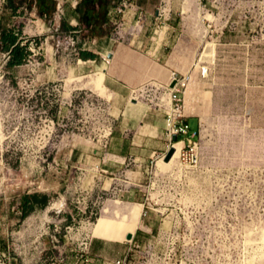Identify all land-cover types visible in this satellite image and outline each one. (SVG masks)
Returning <instances> with one entry per match:
<instances>
[{"label":"rangeland","instance_id":"obj_1","mask_svg":"<svg viewBox=\"0 0 264 264\" xmlns=\"http://www.w3.org/2000/svg\"><path fill=\"white\" fill-rule=\"evenodd\" d=\"M54 1L42 17L36 0L15 15L0 0L30 51L12 68L0 52V264H115L129 233L152 244V264H264V0H111L93 30L83 0ZM121 46L161 74L123 63L128 80L111 75ZM172 74L183 104L202 102L195 162L123 164L119 188L136 196L117 197L104 145L129 106L141 105L134 124L147 106L170 112ZM36 192L50 203L22 220ZM135 199L159 212L122 221ZM149 223L157 241L142 238Z\"/></svg>","mask_w":264,"mask_h":264},{"label":"crops","instance_id":"obj_2","mask_svg":"<svg viewBox=\"0 0 264 264\" xmlns=\"http://www.w3.org/2000/svg\"><path fill=\"white\" fill-rule=\"evenodd\" d=\"M156 10L158 11V9ZM116 56L117 62L111 67L109 73L118 79L128 80L126 74L120 69L123 63L143 69L151 76L161 74L160 70L150 68L147 63L125 46H121L118 49ZM169 83H171V80ZM110 89L114 93H118V87L110 86ZM163 98L164 102L169 103L168 96ZM132 99L135 98L133 97ZM201 105V101L194 107L188 105L187 102L184 104L185 122L189 126V136H193L194 139L198 137L203 126L202 115L204 112H202ZM140 107V104H134L124 110L122 121L116 123L112 129L111 137L104 145L108 157L103 159V171L109 173L105 178V184L114 186L115 195L122 199H132L136 196V192L119 188L125 182L117 174L120 166L127 164L140 168L147 167L148 161L152 158H163L171 144L175 142L173 139L175 136L171 138L169 135L168 109L147 106L145 107L146 111L143 118L137 124L128 121L129 110H137ZM134 201L136 203H133L132 206L122 208V221L134 224L141 221V211L146 201L143 204L139 203L137 199ZM154 225L149 223L142 233V238H151L158 233L159 228Z\"/></svg>","mask_w":264,"mask_h":264},{"label":"trees","instance_id":"obj_3","mask_svg":"<svg viewBox=\"0 0 264 264\" xmlns=\"http://www.w3.org/2000/svg\"><path fill=\"white\" fill-rule=\"evenodd\" d=\"M9 2L8 8L11 10L12 15H15L23 4L31 8L34 0H9ZM36 2H39V11H37L39 16L50 15L53 10L52 6L55 4L54 0H36ZM110 5L111 0H86L81 11V21L84 23L85 28L93 30L99 27L105 20ZM92 6L99 8V11L91 9ZM9 20L10 18L0 21V52L5 54L6 66L12 68L22 64L29 56L30 51L26 45H22L21 43V27H17L16 31L13 28H8L7 22ZM180 140V138L177 139V141ZM50 199L51 195L47 193L36 192L23 195L20 206L21 219H25L36 210L46 209L50 203Z\"/></svg>","mask_w":264,"mask_h":264},{"label":"built area","instance_id":"obj_4","mask_svg":"<svg viewBox=\"0 0 264 264\" xmlns=\"http://www.w3.org/2000/svg\"><path fill=\"white\" fill-rule=\"evenodd\" d=\"M161 15V14H160ZM174 80H177V84L171 91V108L168 114V125H169V135L176 136L177 139L179 136H184L180 141L183 142L184 146L181 149L180 154L183 151H186L188 157H190V164L195 162L194 158L196 156L197 150V141L194 139L193 136H189V126L185 122V114H184V104L183 100L180 96V92L183 88L186 87L185 81L178 80L175 76L173 77ZM175 143L171 144V147L174 146ZM170 149V148H169ZM190 155V156H189ZM148 210L152 212H156L157 209L151 205L150 202H146L143 205V216H148ZM159 212V211H157ZM159 236H152L150 242L153 240L157 241ZM135 239V240H134ZM131 242L133 248H131L126 254L122 256V258L115 261V264H152L154 254H151L152 251V244L145 243L144 241H139L134 238ZM135 254L144 255L143 257H139V261H134Z\"/></svg>","mask_w":264,"mask_h":264},{"label":"water","instance_id":"obj_5","mask_svg":"<svg viewBox=\"0 0 264 264\" xmlns=\"http://www.w3.org/2000/svg\"><path fill=\"white\" fill-rule=\"evenodd\" d=\"M156 14H157V15H160V11L158 10V11L156 12ZM113 55H114L113 52H109V53H108V58H109V59H112V58H113ZM176 84H177V80H173V81L171 82V84H170V87H171V88H174V87L176 86ZM173 139H174V141H177V137H176V136H175ZM175 151H176V149H175L174 146L170 147V149L167 151V153H166L165 156L163 157V160H164L165 162H169V161L172 159V157H173ZM134 238H135V235L132 234V233H131V234H128V235L126 236V240H128V241H132Z\"/></svg>","mask_w":264,"mask_h":264},{"label":"bare ground","instance_id":"obj_6","mask_svg":"<svg viewBox=\"0 0 264 264\" xmlns=\"http://www.w3.org/2000/svg\"><path fill=\"white\" fill-rule=\"evenodd\" d=\"M201 18H202V17H201ZM206 55H208V54H206V52H205V53L203 54V56L201 57L200 61L203 60V59H205V58H207V57H205ZM173 80H174V79H173V74H172L171 82H172ZM170 84H171V83H170ZM170 91H173V89H170ZM168 98H169V95H168ZM161 100L163 101L162 98H161ZM170 103H171V101H170ZM184 113H185V111H184ZM183 146H184V143H183V142H177V143H175L174 147H175L176 151H175V153H174L172 159H171L169 162H161V163L163 164L164 167H169V166H171L172 164H174V163L176 162V160H177V159L179 158V156H180V152H181V149L183 148ZM142 212H143V211H142ZM129 234H131V233H129Z\"/></svg>","mask_w":264,"mask_h":264},{"label":"flooded vegetation","instance_id":"obj_7","mask_svg":"<svg viewBox=\"0 0 264 264\" xmlns=\"http://www.w3.org/2000/svg\"><path fill=\"white\" fill-rule=\"evenodd\" d=\"M85 1H86V0H83L82 3H81V6H80V13H81V11H82V8H83V6H84ZM91 9H96V10L99 11V8H96V7H94V6H92ZM80 20H81V18H80Z\"/></svg>","mask_w":264,"mask_h":264}]
</instances>
